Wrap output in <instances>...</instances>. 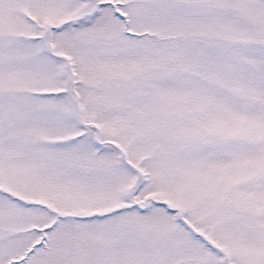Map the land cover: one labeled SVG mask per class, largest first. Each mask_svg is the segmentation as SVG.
Here are the masks:
<instances>
[{
	"label": "snow or ice",
	"instance_id": "snow-or-ice-1",
	"mask_svg": "<svg viewBox=\"0 0 264 264\" xmlns=\"http://www.w3.org/2000/svg\"><path fill=\"white\" fill-rule=\"evenodd\" d=\"M0 264H264V0H0Z\"/></svg>",
	"mask_w": 264,
	"mask_h": 264
}]
</instances>
